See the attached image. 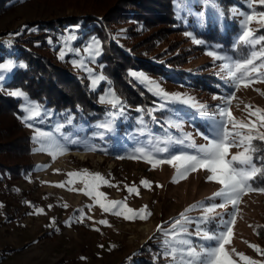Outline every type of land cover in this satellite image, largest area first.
I'll return each mask as SVG.
<instances>
[{"label": "rangeland", "instance_id": "rangeland-1", "mask_svg": "<svg viewBox=\"0 0 264 264\" xmlns=\"http://www.w3.org/2000/svg\"><path fill=\"white\" fill-rule=\"evenodd\" d=\"M157 2L165 4V0ZM114 3L115 0H2L3 6L0 4V42L23 44L45 55L48 63L64 66L105 111L92 116L94 121L79 120L72 118L70 110L60 112L27 94L22 96L19 119L24 131L31 136L33 166L25 176L12 180L10 187L0 184V264H181L183 257L179 251L175 258L168 254L171 245L182 240L196 249L209 246L213 242L205 240L204 233H218L222 230L220 217L231 220L233 216L232 236L225 245L230 258L243 264L237 255L242 253L264 264V251L257 252L250 247L256 245L264 250V191L246 190L235 208L231 204L217 207L215 213L220 216L205 223L199 219L202 206L186 213L185 209L192 205L220 204V198H211L221 185L208 181L209 173L204 169L190 172L181 179L172 166L160 164L153 168L137 152V148L149 141L155 145L157 139H183L186 135H190L196 145H205L204 136L209 134L210 121L201 114L198 105L207 106L209 114L217 113L218 107H226L237 122L256 121L252 113L257 107L264 109V79L256 76L252 82L233 88L224 79L226 73L221 71V61L207 53L218 51L236 59L246 57L251 49L239 44L238 37L245 27L247 14L264 11V6L253 4L252 0H184L182 5L172 0L178 18L175 21L169 19L163 8L157 7L162 13L159 16L150 8L138 9L131 3L128 5L131 11L123 12L130 16L115 18L109 10ZM104 11L109 12L107 18L112 20L109 25L112 40H106V51L114 43L120 52L122 48L143 59L122 69L126 76L120 73V77L132 79L141 89L138 88L140 98L146 100L142 106L119 95V76L113 71L115 65H103L100 54L93 59L94 53L86 51L89 46L103 49L96 36L82 37L78 41L80 45H75L66 27L58 25L48 30L31 27L43 21L92 17ZM143 15L147 16L145 23L140 22ZM87 27L91 30L93 25L89 23ZM212 27L225 33L223 47L212 43L215 39L208 37L207 32ZM251 27L257 37L264 36L260 25ZM49 34L56 39L52 45L32 44L35 39ZM256 47L258 50L260 46ZM7 61L13 62V59L5 58L0 62ZM81 62L85 67L79 66ZM12 70H0L4 77L0 80V91L8 92L2 83L11 78ZM130 73L143 74L148 79ZM183 74L184 82L179 80ZM101 75L104 79L93 85L92 78ZM158 90L180 94L185 99L190 98V102H166ZM148 92L156 97H150ZM230 96L232 99L228 101ZM101 97H104L103 102ZM30 103L40 106V115L24 120L22 117L30 114L24 110ZM159 117L164 118L167 126L157 123L154 118ZM106 123L112 125L111 131L100 127ZM41 132L51 133L63 151L53 155V149L33 139ZM259 134H264V126L257 122L252 135ZM245 146H232L228 158ZM252 146L257 158L253 165L258 171L249 187L264 189L257 182L263 169L261 165L264 166V140L257 138ZM84 170L99 173L108 181L97 188L105 194L101 200L122 201L135 210L146 207L149 214L143 219L126 220L103 212L94 198L86 194ZM70 172L81 173V176L69 177ZM174 177L176 182H173ZM145 179L150 187L141 184ZM69 180L72 182L67 183ZM126 186H135L138 193H128ZM101 220L108 223L101 224Z\"/></svg>", "mask_w": 264, "mask_h": 264}, {"label": "snow or ice", "instance_id": "snow-or-ice-1", "mask_svg": "<svg viewBox=\"0 0 264 264\" xmlns=\"http://www.w3.org/2000/svg\"><path fill=\"white\" fill-rule=\"evenodd\" d=\"M178 5H182L184 0H176ZM253 4L264 6V0H252ZM258 24L261 28H264V11L250 12L246 16V24L242 33L238 37V43L242 44L251 50L247 53L246 57L233 58L227 55H221L218 51H209L207 55L213 57L215 60L221 61V71L226 73L224 79L231 83L233 88H240L241 84L252 82L254 77L259 76L264 79V36H256L251 25ZM200 43V41H196ZM257 45L259 49L257 50ZM89 53H94L92 58L100 54L99 47L95 49L92 46L86 48ZM63 56V53H61ZM260 63H257V61ZM75 63V62H74ZM23 67L24 65H20ZM80 67H85L81 62ZM13 68V62H0V70H10ZM86 71L91 72V69L85 68ZM131 75L138 76V78L147 80L148 78L143 74L130 73ZM4 79L0 75V80ZM104 77L101 75L98 78H92V84L98 83V80H102ZM158 94L165 97V101L175 100L181 103H189V99H185L180 94L166 93L163 90H158ZM10 95L20 97L25 96L21 90H14L10 92ZM234 95V93H233ZM228 101L232 97L227 98ZM101 101H104V97H101ZM115 103L114 101H110ZM195 106V105H194ZM205 105H198L201 114L210 121L209 134L204 136L207 141L205 145H196L190 135H186L183 139H157L155 145L151 141L147 145H141L137 148V152H140L142 158L146 162L150 163L153 168L160 164H168L176 170V176L181 179L186 178L190 172H194L197 169H204L209 173L207 175L208 181H213L221 185L220 190L213 194L211 199L220 198L222 202L220 204H202L192 205L188 209H185V213L192 211L198 206L203 207V212L200 220L205 223L216 219L220 216L219 213H215V209L225 208L226 204H231L233 208L236 207L239 198L246 190H258L264 191V189H251L249 182L255 178L257 169L253 165V153L256 151L252 146V141L255 139L264 140V134L258 136L252 135L257 122L261 126H264V109L256 108L252 115L256 116V121H249L248 123L237 122L232 113L226 107H218L217 113L209 114L206 111ZM30 114L26 117H22L24 120H30L40 115V106L38 104L30 103L24 109ZM231 125V128H229ZM100 127L105 131H111V124H102ZM142 135H148L142 133ZM33 139L38 142L45 143L50 149H53V155L57 151H63L62 145L53 139L51 133L41 132L39 135L34 136ZM179 145V148L175 146ZM246 145L242 151H239L229 156V149L232 146ZM86 178L84 179L86 194L94 198L96 204L105 213H113L122 216L126 220H134L137 218H145L149 213L146 207H142L139 210L128 207L122 201H103L100 198L105 194L98 191L100 183L108 184V181L104 179L99 173H87L84 170ZM69 177H79L81 173L70 172ZM69 180L67 183H71ZM173 182H176V178H173ZM141 184L144 187H150V182L141 180ZM62 186V185H60ZM128 193H138V189L135 186H126ZM30 203V202H29ZM119 208V211H114ZM38 212H43L42 209H37ZM185 213H181L184 216ZM81 220L83 219V213H81ZM221 218L222 230L218 233L205 232L204 239L212 241L213 244L206 246L202 249H196L193 246H189L186 241L178 240L171 245L168 249V254L175 258V254L179 251V254L183 259L181 264H184V260H187V264H237L236 261L230 258L229 253L225 250V245L229 243L232 236V223H234L235 217L231 220H225ZM190 222V221H189ZM99 223L107 224L106 220H101ZM180 222L177 221V225ZM176 225L173 226L175 228ZM159 229V226H158ZM183 245V247H181ZM256 249L257 252H262L256 245H250ZM243 264H261V262L251 259L248 256L238 253Z\"/></svg>", "mask_w": 264, "mask_h": 264}, {"label": "trees", "instance_id": "trees-1", "mask_svg": "<svg viewBox=\"0 0 264 264\" xmlns=\"http://www.w3.org/2000/svg\"><path fill=\"white\" fill-rule=\"evenodd\" d=\"M130 3L131 6L138 9L144 7V9L146 8V10H148V8H150L153 12H157L159 16L162 13L157 7L163 8L167 10L169 19L178 20L172 7V0H168V2L165 0V4L161 5L157 0H115L114 5L109 6V10H111L115 18L118 16L127 17L130 15L123 12L131 11L128 7ZM0 4H2V0H0ZM108 14L109 12L104 11L102 14L92 15V17L87 14L89 18L83 16L78 19L70 18L51 22L43 21L40 24L35 23L31 27L41 30L53 29L58 25L62 28L66 27L68 32L70 31L72 33L74 37L72 38V44L75 45H80L78 41H80L82 37L87 38L89 36H96L101 40L103 46V49L100 51V63H103V65L107 63L108 65L112 64L116 66L113 71H116L114 74L116 77L119 76V78H117L119 83V95L123 99L130 101V103L135 105L140 104L142 106L141 103H144L146 100H141L140 98L141 89L139 87L140 90L137 88L138 85L134 84L132 79L120 77V73L122 72V75L126 76L124 74L125 70L122 71V69L132 67L135 62L139 63V61L143 59L141 56L133 54L130 51H123L122 48V52H120L118 49L119 47L114 43L110 44L109 51H106L108 50V41L106 45V40H112L109 30V25L112 20L107 18ZM146 19L147 16L143 15L140 22L145 23ZM89 23L93 25L91 30L87 27ZM23 29H26V25L23 26ZM207 35L215 39L212 43L219 44L220 47H223L226 40V38L222 37V35H225L223 31L218 29L214 30L212 27V29L207 32ZM18 37L19 36H17V38ZM55 40L52 34H49L42 36L39 40L35 39L32 41V44L39 47L50 46L56 42ZM81 44H83V41H81ZM113 48H115V50L111 52ZM11 50L12 52H9ZM115 55H119L120 57L118 56L116 58ZM5 58H12L14 67L10 75L11 78L2 83L3 86L7 88L8 92L5 93L0 91V184L10 187L12 180L25 176L30 167L33 166L30 160L32 149L31 136L24 131L19 119L21 113L20 105L23 98L22 96L16 97L10 95L11 91L21 90L31 99L46 103L49 107L59 110L60 112L70 110L72 118L79 120L88 118L90 121H94L95 117L91 118L92 116L101 114L105 111L99 108L98 104L94 103V97L90 91L81 86L79 80H77L72 73L64 66L54 64L55 62L48 63L45 55L36 53L20 43L10 45V43L5 44L4 42H0V61H3ZM21 64L24 66L21 67ZM184 77H186L185 74L181 77L179 76V80L184 82ZM190 84L194 85L193 82H190ZM148 94L150 97H156V95L150 92H148ZM154 119L160 126H162L161 124L167 126L163 117ZM253 160H257L254 154ZM261 162L262 161H260V165ZM261 166L263 169L259 173V177H257V182L264 187V166Z\"/></svg>", "mask_w": 264, "mask_h": 264}]
</instances>
